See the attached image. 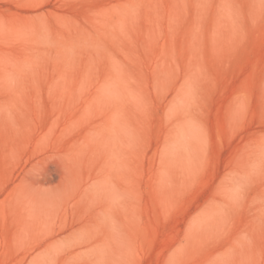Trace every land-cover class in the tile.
<instances>
[{
    "label": "rangeland",
    "instance_id": "1",
    "mask_svg": "<svg viewBox=\"0 0 264 264\" xmlns=\"http://www.w3.org/2000/svg\"><path fill=\"white\" fill-rule=\"evenodd\" d=\"M0 264H264V0H0Z\"/></svg>",
    "mask_w": 264,
    "mask_h": 264
}]
</instances>
